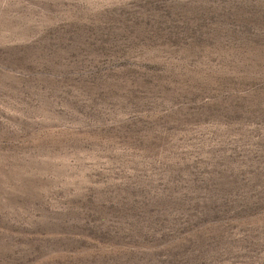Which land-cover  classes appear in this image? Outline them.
Listing matches in <instances>:
<instances>
[{
  "label": "rangeland",
  "instance_id": "obj_1",
  "mask_svg": "<svg viewBox=\"0 0 264 264\" xmlns=\"http://www.w3.org/2000/svg\"><path fill=\"white\" fill-rule=\"evenodd\" d=\"M0 264H264V0H0Z\"/></svg>",
  "mask_w": 264,
  "mask_h": 264
}]
</instances>
